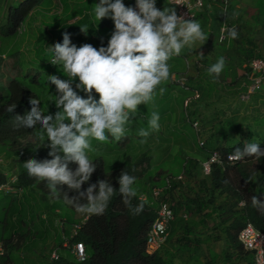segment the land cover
Listing matches in <instances>:
<instances>
[{
  "label": "rangeland",
  "instance_id": "1",
  "mask_svg": "<svg viewBox=\"0 0 264 264\" xmlns=\"http://www.w3.org/2000/svg\"><path fill=\"white\" fill-rule=\"evenodd\" d=\"M234 1L236 6L232 8L229 14L226 12L225 22L232 28L235 25H241L237 31L238 36L235 41L231 37H228V40L218 41V34L213 29L210 30V39L212 38L210 46H206V39L203 42L197 40L190 45L193 51H210L209 54L217 53L219 55L218 59L223 57L228 64L224 68H229L226 78L224 80L215 79L212 74L205 70L203 66L207 64L208 57L203 56L200 58L202 67L196 70L193 68L191 57L187 56V64L190 66L185 74L187 78L185 84L191 90L181 92L182 84L177 81V76L175 77L177 83L168 80L162 82L157 88L153 101L138 106L136 113L125 126V137L123 139L116 141L107 132L106 135L109 136V139L106 142L91 139L92 150L88 151L91 160L100 159L106 170H114L127 158L131 160L147 155L149 160L144 161L137 168L138 170L141 169L142 174L138 176L134 184L138 188L143 187L144 190L148 191L146 194H149V188L158 184L161 178L181 172L180 167L188 161V158L198 156V142H202V147L208 148L231 145L238 140L245 144L259 143L264 140V109L262 114L254 113V111L248 114L245 113L251 111L249 107L251 104L237 100L242 79L239 77L241 80H238V71L235 70L236 61L239 57L245 59L244 56L248 49L253 50L254 48V51L257 50L259 55H264V0ZM1 4L2 0H0V15L5 13ZM37 16L36 14L35 17L32 16L34 18L32 23H35L33 24L34 28L40 26ZM42 24L47 23L43 21ZM20 32L16 37L3 42L0 41V47H8L6 52H0V85H5L7 80L14 76L23 73L33 74L35 73L34 68L38 66L42 67L41 77L43 78L56 75L67 80V73H64L62 65H54L49 62V56L46 60H41L45 64L44 66L39 61L38 55L32 57L34 47L31 46V42L33 38L29 34L27 22H23ZM50 53L48 52V54ZM211 58H213L212 55ZM246 58V61H243L244 64L252 56ZM189 74L196 75V80H202V83L200 81H189ZM179 76L184 77L182 74H179ZM75 83H73V86H75ZM195 84H200V88ZM30 87L38 96L42 115L54 114L58 111L54 103L57 95L54 84L48 81L46 84H32ZM160 88L165 89L162 94L159 91ZM77 91L79 92V90ZM79 94L84 95L82 92H79ZM95 95L98 99V94ZM188 96H191V100L187 99L186 101ZM153 111L159 114V130L156 131L150 130L148 125ZM241 114L246 115L241 116ZM195 122L196 125L193 126ZM140 129L149 130L150 134L146 138L141 137L139 135ZM38 140H47L46 133L43 132L41 127L35 129L33 135L26 136L20 141L19 145H16L22 151L15 153L18 157L0 154V169L6 172L7 182L11 176L15 177L16 173L25 169L24 162L33 157V148L28 147ZM5 146V144L0 143V150ZM22 158H24V161H19ZM237 164L249 175L251 180L255 181V179H259L264 175V158L261 160L254 158L250 160L241 159ZM233 167L229 169L232 170ZM187 182V186L183 189L187 192L190 189V192H192L195 182L192 179ZM134 184L132 187H134ZM12 185L14 187L10 193H6L0 187V254H2L0 255V264H47L50 261L49 249L52 246L49 245V241L52 238H55L53 249L58 254H65L66 251L63 248L57 247V243L60 242L61 238V225L58 224V220L60 218L67 219L63 227L65 231H68L71 229L74 213L77 211L71 210L62 200L56 199L54 201L58 208V213L55 216L56 225L52 226L48 232L40 231L37 220L40 221L41 211L47 209V206L52 202L49 197L50 193L42 192L37 184L21 187L14 182ZM180 192L181 189L179 188L173 191L172 195L181 197L183 194ZM21 194L25 195L22 196ZM148 198L152 200L151 197ZM50 218L52 219V217ZM210 220L208 219L205 223L200 221L199 217L192 218L197 229L200 226L203 229V226L211 225ZM214 231L218 234L220 230L215 229ZM194 235L197 234L192 231L186 234L179 228L173 236L174 239H171L170 242L175 244L177 243L175 238ZM63 237L67 240L68 234H63ZM64 243L66 246L67 241H64ZM197 252L199 251L197 250ZM197 252L192 255L197 261L191 260L185 264H203L205 258ZM217 252L221 257L222 251L218 248ZM173 264H182V262L175 258Z\"/></svg>",
  "mask_w": 264,
  "mask_h": 264
},
{
  "label": "clouds",
  "instance_id": "2",
  "mask_svg": "<svg viewBox=\"0 0 264 264\" xmlns=\"http://www.w3.org/2000/svg\"><path fill=\"white\" fill-rule=\"evenodd\" d=\"M181 2L176 0V4ZM94 13L96 20L110 18L114 23L107 46L97 49L85 43L77 47L71 42L70 34L63 33L62 43L49 48L54 53L50 62L62 65L68 77L67 80L56 75L48 77L56 86L54 103L58 111L42 115L40 101L30 98V111L23 116L17 114L15 119L18 126L27 128L39 123L47 136L51 159L26 160L24 168L28 175L47 181L53 194L59 185H67L77 193L72 197L66 193L67 202L77 212L99 215L105 211L114 187L106 179H98L82 189L97 166L88 155L92 150L91 139L106 142L109 139L106 132L116 141L123 139L125 126L138 106L153 101L158 86L169 79V59L180 55L186 45L205 41L206 36L199 22L179 16L174 7L157 8L156 0H136L135 8L126 6L123 0H99ZM87 30L81 27L82 32L87 33ZM227 33L232 39L238 36L235 28L228 29ZM224 67L225 60L220 57L208 72L218 77ZM76 78L78 83L74 89ZM159 91L162 94L165 89ZM16 107L10 104L6 111L12 113ZM158 122L159 114L153 111L148 121L149 129L159 130ZM149 134V130H139L141 137ZM252 156L264 157V149L258 143L236 148L232 158L240 160ZM135 179L122 171L118 178L119 192L133 214H139L144 202L135 207L131 205L137 194L132 187ZM81 200L86 203H80ZM252 205L264 210V203L256 196L252 197Z\"/></svg>",
  "mask_w": 264,
  "mask_h": 264
},
{
  "label": "trees",
  "instance_id": "3",
  "mask_svg": "<svg viewBox=\"0 0 264 264\" xmlns=\"http://www.w3.org/2000/svg\"><path fill=\"white\" fill-rule=\"evenodd\" d=\"M43 1L15 0L14 2V0H2L1 5L5 13L0 15V41L9 40L21 33L20 27L25 19L34 8L40 4L43 5ZM218 12H220V8H218ZM218 12L211 15L204 8L196 12L193 17L195 21L200 23L201 29L204 30L206 46H210L212 42L210 32H206L208 25H210L211 30L215 29L216 33H218L221 23ZM210 15L215 17L212 24ZM240 26L238 24L235 27L233 26V28L238 31ZM232 40L235 41V39ZM38 43L37 41L35 45H38ZM6 48L8 49L6 46H1L0 52H6ZM36 52V55H38V50ZM189 53L190 50L184 47L180 55H174L170 58L171 62L174 63V74L183 75L181 69H184V59L189 56ZM42 55L41 60L43 59L44 61L49 56L48 61L50 62L52 56L48 52L44 53V56ZM258 55L259 53H253L249 49L244 56L245 59L239 57L237 60L239 64L235 65V70L238 71V77H242L243 81V74L247 69V63L242 66L243 61H246L248 56ZM42 65L44 66L45 64L42 63ZM192 65H194L196 70L202 67L199 59H196ZM228 70V68H224L218 77L215 74L212 75L215 79L224 80ZM34 71L35 73L33 74L23 73L9 78L5 85H0V143L5 144V147H13V149L18 150L16 145H19L20 141L26 136L33 135L35 129L41 127L39 123L33 128H27L23 125L18 126L15 119L17 114L23 116L30 111V98L38 99V96L31 90L30 86L48 82V78L41 77L43 71ZM173 83H177V81H173ZM185 83L183 81L181 85V92L191 90L189 86L186 87ZM191 96L186 97V99L191 100ZM13 103L17 105L15 111L12 113L7 112L6 108ZM258 144L264 149V140ZM202 145L198 146V156L188 158V161L180 167L181 172L175 175H168L174 177L179 174L181 177L180 179L171 180L168 188L161 191L160 199L169 204L174 217L168 224L164 242L156 250L150 254L144 250V236L154 217L156 202L148 198L151 197L150 194H147L144 200H140L138 198L140 191L135 188L137 194L132 198L131 205L135 207L144 202V208L139 214H133L131 208L123 202L118 182L122 171L138 179V176L142 173L140 172L141 169L138 170L137 168L144 161H148L149 157L143 155L131 160L127 158L114 170H106L100 159H94L92 161L96 163V169L90 180L82 185V189H86L91 183H96L98 179H106L114 187V194L110 198L103 214H88L79 223V227L76 230L73 231V225L70 233H65L68 234L67 241L69 245L72 246L76 242L83 244L86 255L84 260L77 261L68 250H65V254L56 252V257L50 259L47 264H173V259L175 258L185 264L187 261H197L195 257H192L197 250L199 251L197 254H202V257L205 258L203 264H251V254L240 247L235 236L237 230L246 222H250L256 229L264 232V210L252 205L253 196H256L261 203H264V175L259 179H255V181L251 180L249 175L237 164L238 162L225 165L224 167L212 165L209 173L204 174L201 171L200 162L206 159L212 150H218L222 155L234 153L236 148L242 149L245 143L238 140L226 146L205 148ZM30 147H34L32 158L41 161L46 158L51 159L48 156L47 140H38L28 148ZM252 158L261 160L264 157L256 158L252 156L243 159L250 160ZM23 159H19V161L22 162L24 161ZM232 166L234 167L230 170L229 168ZM71 167L75 168V165H71ZM199 172L201 176H199ZM15 177L17 186L27 187L37 184L42 192H51L47 186V181H41L29 176L26 169L16 173ZM191 179L194 180L195 187L192 192H190V189L187 192L183 188L187 186V181ZM5 182L6 176L0 171V184ZM162 184L163 179L161 178L158 184L154 186ZM179 188L181 189L180 193L183 195L181 197L173 196L172 192ZM147 192L145 191V193ZM56 193L61 195L71 210L76 211L75 207L69 204L66 199V193L69 197H72L77 194L75 191L69 190L67 185H59ZM80 203H86V200H81ZM195 217H199V220L205 223H207L208 219H211V225L203 226L207 232L204 233L202 231V226L199 229L195 228L196 223L192 221V218ZM179 228L186 234L192 231L197 235L175 238L177 243L171 244L170 241L174 239L173 236ZM215 229L220 230L218 234L224 243L221 257L211 251V249L203 250L199 246L202 235H206L213 240L217 237ZM58 245L59 243H57ZM58 247L61 248L60 246Z\"/></svg>",
  "mask_w": 264,
  "mask_h": 264
},
{
  "label": "crops",
  "instance_id": "4",
  "mask_svg": "<svg viewBox=\"0 0 264 264\" xmlns=\"http://www.w3.org/2000/svg\"><path fill=\"white\" fill-rule=\"evenodd\" d=\"M189 1L192 2L193 0H189ZM123 2L125 3L126 6L132 7V0H123ZM97 3H99V0H44L43 5L40 4L39 6L34 8L30 12L28 17L25 19V22H27V24H28L29 34L33 38L32 42H31V46L34 47V49L32 50V57L34 58L36 56V54H37L36 51L38 50V56L37 57H39V61L41 62V55L42 54H43L42 56H44V53L50 52L49 48L51 46H54L56 43H58V42L62 43L63 33H65V32L70 34L71 42L73 44H75L77 47H79L85 43H89V44L93 45L94 47H96L97 49H99V47H101V46L106 47L108 44V41H109L113 31H114V23L110 18H104L101 21L96 20L94 8H95ZM227 5H228V14H229V12H231L232 8H235L236 3L234 0H228ZM156 6H157V8H159L161 10L164 7H172L167 2V0H156ZM204 8L208 11L209 14L214 15V13L218 12V8H220V0H202V7L200 9L196 10V12H198L199 10L204 9ZM226 12H227V7H226ZM218 13L220 14V12H218ZM35 14L38 15L37 16L38 17V23H40V26L38 28H34L33 24H35V23H32V21L34 19V18H32V16L35 17ZM46 15H48V16H46ZM211 15H210V21L212 24V21L215 20V17H212ZM220 19H221V17H220ZM43 21H45L47 24L43 25L42 24ZM208 23H209V20H208ZM81 27H87L88 28L87 33L82 32ZM32 30H33V32H32ZM210 30H211V27H210V25H208V27L206 28V32L207 33L211 32ZM202 31L204 32L203 29H202ZM37 41L39 43H38V45H35V43ZM185 48L190 50L189 56L192 59V63L195 62L196 59L200 60V58H202L203 56L208 57L207 64H205L203 66L206 71H208V69L213 64H215L217 62L218 57H219V55L217 53L209 54L210 51H205V52L204 51H193V49L187 45L185 46ZM252 52L255 53V52H257V50L254 51V48H253ZM201 53H203V55H201ZM50 55L54 56V53L51 52ZM211 55L213 56V58H211ZM258 56H264V55H258ZM258 56H253V57H258ZM185 61L188 62V59L187 58L184 59V69H182L183 76H184L182 78H183L184 82H186L187 78L185 77V74H186V72H188V68L190 66L189 65L188 67H186ZM238 64H239V61H237L236 65H238ZM168 65H169V70H170V77H169L168 81L172 82V81H174L175 76H179V75L174 74V72H175L174 71V63L171 62L170 59L168 61ZM225 65H228V64L225 62ZM243 65H244V63H242V66ZM193 68H194V66H193ZM34 69L40 71L41 67L38 66ZM239 77H238V80H241L242 77H241V79ZM196 79H197L196 75H192V74L188 75L189 81H193V82H196V81L199 82L200 81V83H202V80L198 81ZM74 82L78 83V78H76V80ZM242 82H243V79H242ZM242 82L239 85V88L241 86V89H240V92H238L239 94H237V100L239 102H242V103H245V102L248 103L249 102L251 104V106H249L251 108V111L245 112V113L248 114V113L254 111V113L258 112L259 114H262V111L264 109V82L261 84L259 90L251 93L247 99L241 100L240 94H242L245 90V86H243ZM195 85L198 88H200V86H201L200 84H195ZM241 113H243V112H241ZM243 115H246V114H241V116H243ZM31 148H34V147H31ZM19 149L20 148H18V150H15V149L10 148V147H3L0 150V154H6V155H9L11 157H18V155H15V153L22 152ZM0 171L4 175H6V172L4 170L0 169ZM133 188H137L140 191V195H142V194H144L145 196L147 195L145 193L146 190H144L143 187L138 188L134 184ZM49 193H50L49 197L52 199L51 200L52 202L47 206V209L41 211L40 221L37 220V225L39 227V230L43 231V232H48V230L52 226L56 225L57 221L55 219L56 218L55 216L58 213V208H57V205L54 203V201L56 199H59V200H62L63 203H65V201L63 200V198L61 197L60 194H58V193L53 194L52 192H49ZM23 195H25V194H23ZM38 195H44V194H38ZM87 215H88L87 213L75 212L74 213V219H73L74 221H72L71 229L68 231H65V229L63 227V224L66 222L67 219L66 218H60L58 220L59 221L58 224L61 225V238H60V242H59L58 246H60L64 250H68V252L71 253V245H69L68 241L65 240V238L63 237V234L70 232L72 230V226L74 224L81 223L86 218ZM50 217H52V219ZM202 231L204 233L207 232V230L205 228H203ZM54 240H55V238H52L49 241V245L52 246V248L50 247V249H49L50 250L49 251V259H51L52 252L56 253V250L53 249L55 247V245L53 243ZM64 241H67L66 246L64 245L65 244ZM199 246H200V249H203V250L209 248V249H211V251H213L214 253H216L218 255L219 254V252H217L218 248H219V250H222L224 247V243H223L221 236L219 234H217V237L214 240L207 237L206 235H202ZM64 247H66V248H64Z\"/></svg>",
  "mask_w": 264,
  "mask_h": 264
},
{
  "label": "built area",
  "instance_id": "5",
  "mask_svg": "<svg viewBox=\"0 0 264 264\" xmlns=\"http://www.w3.org/2000/svg\"><path fill=\"white\" fill-rule=\"evenodd\" d=\"M167 2L175 8L177 14L185 19H193L196 10L202 7V0H182L181 4H176V0H167ZM228 0H220V17L221 23L218 28V41L228 40L227 30L231 29L225 22V14ZM136 0H132V7L135 8ZM53 57L50 58V61ZM185 66L187 67V61H185ZM244 81L242 82L245 86V90L240 94V99L245 100L248 96L260 89L261 84L264 82V56L253 57L247 62V69L244 72ZM176 77V76H175ZM181 84H183V78L177 76ZM175 81V78H174ZM75 87V86H73ZM187 101V99H186ZM185 102V101H184ZM196 122L193 123V126ZM199 145L202 142H198ZM234 153L221 154L218 150H212L208 157L200 162V168L202 173L207 174L210 171L212 165H219L224 167L225 165H231L233 163L239 162L234 158ZM180 175L174 177L164 176L163 184L160 186H152L150 188L149 194L153 202H156V207L154 211V217L150 222L147 231L144 236V250L146 253L150 254L156 250L165 240L167 235V228L169 222L173 219V211L166 201L160 199V194L163 189L168 188L171 180L180 179ZM16 178L11 176L9 181L0 184L6 193H10L14 187L12 184L15 182ZM19 191L18 188H16ZM140 200H144V195H139ZM79 227V224L73 226V231ZM236 241L240 247L251 254V264H264V232L256 229L250 222H246L242 225L236 232ZM71 254L77 261H82L85 258L84 247L81 242H76L71 246ZM56 254L52 252L51 258H55Z\"/></svg>",
  "mask_w": 264,
  "mask_h": 264
}]
</instances>
